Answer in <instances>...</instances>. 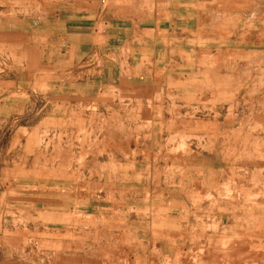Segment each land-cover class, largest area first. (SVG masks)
<instances>
[{
    "label": "rangeland",
    "instance_id": "obj_1",
    "mask_svg": "<svg viewBox=\"0 0 264 264\" xmlns=\"http://www.w3.org/2000/svg\"><path fill=\"white\" fill-rule=\"evenodd\" d=\"M57 1L0 0V98L35 81ZM196 14L147 90H102L68 119L13 122L0 103V264H264V0Z\"/></svg>",
    "mask_w": 264,
    "mask_h": 264
},
{
    "label": "crops",
    "instance_id": "obj_2",
    "mask_svg": "<svg viewBox=\"0 0 264 264\" xmlns=\"http://www.w3.org/2000/svg\"><path fill=\"white\" fill-rule=\"evenodd\" d=\"M52 4L51 14L35 24V81L0 98L1 109L13 122L28 111L36 116L60 111L68 119L70 103L94 99L102 90L115 87L130 93L155 86L173 75L170 68L181 59V44L197 24V0ZM227 178L222 170V182Z\"/></svg>",
    "mask_w": 264,
    "mask_h": 264
}]
</instances>
